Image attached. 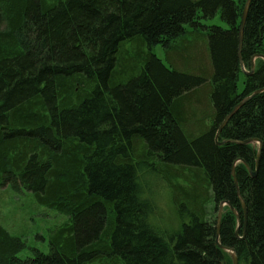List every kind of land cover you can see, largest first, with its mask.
<instances>
[{
	"label": "trees",
	"instance_id": "trees-1",
	"mask_svg": "<svg viewBox=\"0 0 264 264\" xmlns=\"http://www.w3.org/2000/svg\"><path fill=\"white\" fill-rule=\"evenodd\" d=\"M245 3L0 0V190L22 187L66 217L34 257H20L26 241L0 223V264H233L216 241L223 202L241 227L225 205L220 244L239 264H264V91L216 138L264 87L258 58L238 92ZM218 14L228 29L201 23ZM188 33L201 37L191 55ZM158 44L177 65L153 53ZM259 54L264 0H252L245 66ZM252 138L263 142L257 175L235 167L245 218L232 169L243 159L256 170L259 145L220 143ZM159 187L180 228L157 224Z\"/></svg>",
	"mask_w": 264,
	"mask_h": 264
},
{
	"label": "rangeland",
	"instance_id": "rangeland-1",
	"mask_svg": "<svg viewBox=\"0 0 264 264\" xmlns=\"http://www.w3.org/2000/svg\"><path fill=\"white\" fill-rule=\"evenodd\" d=\"M201 23L205 26L218 25L226 29L229 27L226 21L221 19L220 14L213 18L202 19ZM198 28L200 27L196 29ZM188 29L193 30L195 27H188ZM205 30L207 31V29ZM205 30H203V32L207 33ZM198 38L196 33H188L185 36L184 39L186 40L184 41H189L187 50H185L186 54L191 55V53L198 50V42L201 37ZM152 51L169 68H172L174 63L177 65V52L167 51L161 44L154 46ZM185 52H182V54H185ZM125 61L126 64L132 62L129 57L126 58ZM257 65L258 60H256V68ZM245 68L249 70L248 67L245 66ZM245 75L243 71L239 74V93H241L245 87ZM190 110L193 109L190 108ZM165 189L167 188L159 187L157 189L160 193L157 195L156 200L159 204L158 206L161 207V214L159 216L160 218H158L159 220L157 219L156 222L158 225L162 226L161 228L163 229L173 230L172 228H180L181 221L178 218V213L173 204L172 193L169 189ZM65 218V215L58 212L56 209L41 204L33 192L22 187L18 189L7 187L0 190V223H2L11 234L23 238L27 243L25 250L19 254L20 257H34L37 254V250L48 253L50 251V240L53 237V233L57 227L66 220Z\"/></svg>",
	"mask_w": 264,
	"mask_h": 264
},
{
	"label": "water",
	"instance_id": "water-1",
	"mask_svg": "<svg viewBox=\"0 0 264 264\" xmlns=\"http://www.w3.org/2000/svg\"><path fill=\"white\" fill-rule=\"evenodd\" d=\"M251 1L252 0H246V3L244 5V9H243V13H242V16H241L240 27H239L238 57H239V60H240V66H241L242 70H245L244 69V61H243V58H242L244 28H245V25H246V21H247V17H248V12H249V8H250V5H251ZM256 57H263L264 58V55L259 54V55L255 56V57H253L251 71L247 72L248 75H251L254 72V68H255L254 60H255ZM263 91H264V87L256 90L252 95H250L247 98H245L241 103H239L234 108V110L225 118V120L221 124V126H220V128H219V130L217 132V136H216L217 139H218L222 129L228 123V121L230 120L232 115H234L248 100H250L252 97L256 96L257 94L262 93ZM228 142H233V143H237V144H241V145L258 143V145H259L258 152H257V159H256V170H252L250 165H248V163L245 160H243V159L236 160L234 162L233 169H232V173H233L234 180H235V185L237 187L238 194H239V197L241 199L242 206H243V209H244V212H245V218H246V216H247V205H246V202H245V200H244V198L241 195L240 190H239L238 178H237V175H236L235 167H236V165L238 163L242 162V163H244L247 166V168L250 171L251 175L252 176H256L257 172H258V167H259L261 154H262L263 142H262V140L255 139V138L247 139V140H244L242 142H238V141H235V140H228L227 139V140L222 141L220 144L228 143ZM225 205H228L231 208V210L233 211V213L237 216L238 226H237L236 234H238L239 228L241 227V216H240V213L232 206L231 203L223 202L221 204V206H220V210H219V213H218V226H217L218 229H217V239H216V241L220 245L221 248H223L227 252H230V254L232 256V259H233V264H239V259H238V255H237L236 251L234 249L230 248V247L221 245L220 241H219L220 227H221L222 216H223L224 206Z\"/></svg>",
	"mask_w": 264,
	"mask_h": 264
},
{
	"label": "bare ground",
	"instance_id": "bare-ground-1",
	"mask_svg": "<svg viewBox=\"0 0 264 264\" xmlns=\"http://www.w3.org/2000/svg\"><path fill=\"white\" fill-rule=\"evenodd\" d=\"M242 49H243V47H242ZM255 56H257V55H255ZM255 56H254V57H255ZM258 58H263V57H256V58H255V60H254V64H255L254 72H255V70H256V60H257ZM263 59H264V58H263ZM252 60H253V59H252ZM251 67H252V64H251ZM251 67H250L249 70H246V68H245V63H244V69H245V70H242V71H243L244 73L247 74V72L251 71ZM241 69H242V68H241ZM254 72H253V73H254ZM247 75H248V74H247ZM251 75H252V74H251ZM253 93H254V92H253ZM253 93H252V94H253ZM252 94H251V95H252ZM249 96H250V95H249ZM246 98H247V97H246ZM243 100H244V99H243ZM219 136H220V135H219Z\"/></svg>",
	"mask_w": 264,
	"mask_h": 264
}]
</instances>
